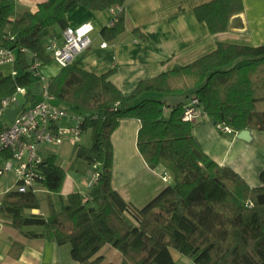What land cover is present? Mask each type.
<instances>
[{
  "label": "trees",
  "instance_id": "16d2710c",
  "mask_svg": "<svg viewBox=\"0 0 264 264\" xmlns=\"http://www.w3.org/2000/svg\"><path fill=\"white\" fill-rule=\"evenodd\" d=\"M125 1L47 0L33 12L17 14L14 0H0V45L16 49L17 70L14 77L0 72V99L17 87L26 88L31 103L40 99V81L29 68V54L41 66L52 61L44 39L54 26L67 27L69 8L119 7L113 24L100 30L101 38L110 41L124 31ZM242 10V0H211L193 12L214 34L225 31L230 18ZM110 75L69 64L47 79V90L57 104L85 115L83 131L89 133L90 144L73 148L70 167L77 161L90 168L98 164L99 176L87 194H60L66 171L49 153L39 167L40 183L60 207L55 209L49 200L46 218L27 214L40 208L36 193L12 189L0 198V215L26 237L69 246L71 259L80 264H102L98 252L104 245L116 249L125 264H176L171 250L190 264H264V169L261 184L253 187L230 167L218 165L195 141V123L182 120L184 103L170 105L155 96H195L201 112L215 124L236 132H264V44L219 42L212 52L186 65L137 81L127 94ZM124 118L140 121L136 145L144 161L162 166L172 176V183L139 209L111 185L110 137ZM30 225L42 230H21ZM14 251L18 256L21 248L12 245L10 253Z\"/></svg>",
  "mask_w": 264,
  "mask_h": 264
},
{
  "label": "crops",
  "instance_id": "0c3cea01",
  "mask_svg": "<svg viewBox=\"0 0 264 264\" xmlns=\"http://www.w3.org/2000/svg\"><path fill=\"white\" fill-rule=\"evenodd\" d=\"M44 1L47 0H14L15 12H33L37 4ZM208 1L211 0H126L124 31L110 41L101 38L100 30L109 25L117 13L115 7L92 10L75 4L65 14L67 26L76 27L90 22L93 30L90 33V47L76 55L71 64L96 75L110 71V80L127 94L137 81L156 76L176 65H186L212 52L219 42L249 46L264 44V0H242L243 10L230 18L225 31L214 34L209 32L204 22L197 20L193 12L194 7ZM62 32V28L54 26L44 43L49 39L61 41ZM101 43H105V46H101ZM61 68L52 60L40 66L39 72L48 79ZM9 69L10 65L0 67L4 75ZM171 97H175V104L188 101L185 97L171 95L165 96L166 103H172ZM164 112L167 115L169 109L166 108ZM139 127L138 119H121L110 137L113 147L111 185L125 202L138 209L168 185L162 179L165 169L162 166L150 168L139 153L136 145ZM237 133L219 131L205 114L192 127L195 141L213 161L230 167L248 185L259 186V176L264 169V132L249 130L247 140L240 139ZM74 147L66 142L61 146V152L72 154ZM57 164L66 171L62 161ZM76 172L75 178L66 173L60 192L62 196L72 192H80L83 196L87 194L86 181L92 170L78 166ZM5 175L0 176V198L4 192L14 189L13 174L9 173L6 178ZM42 194V199L38 198L40 208L29 210L27 214H40L46 218L50 212L49 200L55 209L60 207L53 195L49 197L46 191H42ZM21 230L38 232L42 226L30 225ZM12 245L21 248L18 256H15L16 251L10 253ZM98 255L103 258L102 264H125L121 254L110 245H104ZM171 255L176 264L191 262L180 254L175 257L171 252ZM0 264L80 263L71 259L69 246L26 237L10 225L9 218L0 215Z\"/></svg>",
  "mask_w": 264,
  "mask_h": 264
},
{
  "label": "built area",
  "instance_id": "2783aa9c",
  "mask_svg": "<svg viewBox=\"0 0 264 264\" xmlns=\"http://www.w3.org/2000/svg\"><path fill=\"white\" fill-rule=\"evenodd\" d=\"M115 9L118 12L120 8L116 6ZM114 21L115 16L109 25ZM92 30L90 22H84L76 27L67 26L63 29L61 41L49 39L45 43V51L61 67L69 65L76 55L90 47ZM11 39L12 37L9 40ZM101 46H105V43H101ZM29 58V68L33 76L40 81L37 92L40 99L31 103L25 87H17L14 94L0 99V176L12 173L15 190L37 193L46 191L41 187L42 175L39 169L44 157L53 150L51 146H62L66 142L76 146L80 143L84 133L85 115L56 103L47 90V79L40 75V60L33 58L32 54H29ZM15 60L16 49L0 45V67L10 65L7 75L12 77L17 75V70L13 67ZM16 108L19 110L12 121L4 117L5 110ZM202 114L195 96L189 97L183 104L181 116L183 121L196 123L201 120ZM216 127L223 133L236 132L225 124L218 123ZM91 170L92 173L86 181L88 189L99 176L98 164H92ZM162 179L170 184L172 182L170 172L163 170Z\"/></svg>",
  "mask_w": 264,
  "mask_h": 264
},
{
  "label": "rangeland",
  "instance_id": "374dc122",
  "mask_svg": "<svg viewBox=\"0 0 264 264\" xmlns=\"http://www.w3.org/2000/svg\"><path fill=\"white\" fill-rule=\"evenodd\" d=\"M9 71H10V69L7 70V71H5L4 73L7 74V73H9ZM8 75H9V74H8ZM155 96H160V97H162V100L165 101V96H163V95H155ZM177 97H179V96H177ZM171 99H172V103H171V104H174V105H175V103H174V101H173V99H175V97H171ZM169 101H171V100H169ZM171 104H170V105H171ZM89 144H90L89 133H88V132H84L83 135H82V137H81L80 145L88 146ZM51 148H52L53 150L50 151V153H55V154H54V156H55V162L58 163V162H61V161H62V166L66 167V173H67L69 176L75 178L76 173H77V172H76V169H77L78 166H79L80 168H82V167L84 166L85 169H89L90 166L87 168L88 165H87L86 163L84 164V162H82V161H77V162H76L77 167H75V168H71L70 165H71V162H72V160H73V156H72L71 152H69L70 154H69V153L63 154V153L61 152V146H58V147L51 146ZM54 150H55L56 152H55ZM63 155H65V156H63ZM4 177H5V178L8 177V174H6ZM36 195H37V197H38L39 199H42V197H43V194H42L41 191H40V192H37ZM171 252L173 253V255H174L175 257H177V256L179 255V253L176 252L175 250H171ZM178 264H180V262H178Z\"/></svg>",
  "mask_w": 264,
  "mask_h": 264
},
{
  "label": "water",
  "instance_id": "95a60500",
  "mask_svg": "<svg viewBox=\"0 0 264 264\" xmlns=\"http://www.w3.org/2000/svg\"><path fill=\"white\" fill-rule=\"evenodd\" d=\"M19 108H16V109H7L4 111V117H7L9 119V121H12L14 115L18 112ZM237 136L240 138V139H243V140H247L249 139V129H243L241 131H239L237 133ZM150 168H152L153 166L152 165H149Z\"/></svg>",
  "mask_w": 264,
  "mask_h": 264
}]
</instances>
